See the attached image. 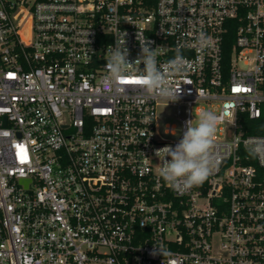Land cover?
<instances>
[{"label":"built area","instance_id":"obj_1","mask_svg":"<svg viewBox=\"0 0 264 264\" xmlns=\"http://www.w3.org/2000/svg\"><path fill=\"white\" fill-rule=\"evenodd\" d=\"M120 33L183 54L176 101L106 79ZM202 109L216 168L179 191L155 150ZM263 118L264 0H0V264H264Z\"/></svg>","mask_w":264,"mask_h":264},{"label":"clouds","instance_id":"obj_2","mask_svg":"<svg viewBox=\"0 0 264 264\" xmlns=\"http://www.w3.org/2000/svg\"><path fill=\"white\" fill-rule=\"evenodd\" d=\"M126 35L120 33L116 46H109L107 50L106 79L116 85L124 78L136 76L147 95L167 102L176 101L182 84L176 78L185 76L188 71V62L183 54L178 50L172 59L161 65L157 59L159 47L153 49L150 47L151 42L144 40L140 55L132 61L125 46ZM196 43L203 51L210 45V40L201 33ZM194 115L195 119L185 121L183 136L174 147L166 145L155 150L160 160V177L179 191H188L201 185L216 168L211 148L220 117L207 109ZM249 154L264 163V143L250 146ZM153 254H162L160 248L156 246Z\"/></svg>","mask_w":264,"mask_h":264},{"label":"trees","instance_id":"obj_3","mask_svg":"<svg viewBox=\"0 0 264 264\" xmlns=\"http://www.w3.org/2000/svg\"><path fill=\"white\" fill-rule=\"evenodd\" d=\"M234 35L231 33L228 37V51L230 50V46L233 42ZM256 128L250 129V132L254 133H263L264 134V118L256 122Z\"/></svg>","mask_w":264,"mask_h":264},{"label":"rangeland","instance_id":"obj_4","mask_svg":"<svg viewBox=\"0 0 264 264\" xmlns=\"http://www.w3.org/2000/svg\"><path fill=\"white\" fill-rule=\"evenodd\" d=\"M172 112H174V109L169 108V107L159 108L158 109V116H159L161 121H164V120L172 121L173 119L168 117V114L169 113L172 114Z\"/></svg>","mask_w":264,"mask_h":264},{"label":"snow or ice","instance_id":"obj_5","mask_svg":"<svg viewBox=\"0 0 264 264\" xmlns=\"http://www.w3.org/2000/svg\"><path fill=\"white\" fill-rule=\"evenodd\" d=\"M136 83H141V81H135Z\"/></svg>","mask_w":264,"mask_h":264}]
</instances>
